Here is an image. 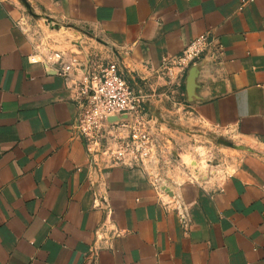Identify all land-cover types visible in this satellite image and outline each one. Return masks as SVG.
Instances as JSON below:
<instances>
[{
  "label": "crops",
  "instance_id": "1",
  "mask_svg": "<svg viewBox=\"0 0 264 264\" xmlns=\"http://www.w3.org/2000/svg\"><path fill=\"white\" fill-rule=\"evenodd\" d=\"M26 1L83 38L61 77L20 3L0 0V264H264V0ZM202 34L218 50L168 81L164 61ZM106 63L152 122L235 139L231 170L162 189L148 163L89 153L77 83Z\"/></svg>",
  "mask_w": 264,
  "mask_h": 264
},
{
  "label": "built area",
  "instance_id": "2",
  "mask_svg": "<svg viewBox=\"0 0 264 264\" xmlns=\"http://www.w3.org/2000/svg\"><path fill=\"white\" fill-rule=\"evenodd\" d=\"M249 1H242V5ZM210 50H218L215 41L206 34L199 35L180 55L165 60L161 73L168 81H179ZM64 56L55 52L47 58V63L56 66L55 73L61 77L78 65L75 55L67 60ZM77 95L75 129L89 153L100 152L117 165L148 163L154 142L150 119L142 108L146 96L129 86L115 63L81 74ZM181 220L185 225L184 216Z\"/></svg>",
  "mask_w": 264,
  "mask_h": 264
},
{
  "label": "rangeland",
  "instance_id": "3",
  "mask_svg": "<svg viewBox=\"0 0 264 264\" xmlns=\"http://www.w3.org/2000/svg\"><path fill=\"white\" fill-rule=\"evenodd\" d=\"M28 17L37 50L46 59L55 52H64L71 42L83 38L77 34L67 36L62 28L55 30L44 20ZM161 120L158 123L156 119L153 122L150 119L154 145L148 170L162 189H170L183 181L218 180L231 170L237 152L217 145L215 139L238 144L235 139L186 120L181 122L178 118L163 115ZM158 124H162L161 128Z\"/></svg>",
  "mask_w": 264,
  "mask_h": 264
},
{
  "label": "water",
  "instance_id": "4",
  "mask_svg": "<svg viewBox=\"0 0 264 264\" xmlns=\"http://www.w3.org/2000/svg\"><path fill=\"white\" fill-rule=\"evenodd\" d=\"M20 5L23 7V9L26 11V13L33 18L34 20H44L51 28L58 30L60 28L59 25L54 24L51 20H49L47 17L41 16L39 14H36L33 9L30 7V5L27 3L26 0H17ZM215 143L217 145H222L231 149H235V150H242L244 148L235 145L234 143L225 140V139H221V138H217L215 139Z\"/></svg>",
  "mask_w": 264,
  "mask_h": 264
}]
</instances>
